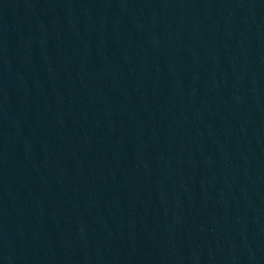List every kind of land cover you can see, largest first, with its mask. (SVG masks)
Returning a JSON list of instances; mask_svg holds the SVG:
<instances>
[{"label":"water","instance_id":"95a60500","mask_svg":"<svg viewBox=\"0 0 264 264\" xmlns=\"http://www.w3.org/2000/svg\"><path fill=\"white\" fill-rule=\"evenodd\" d=\"M0 264H264V0H0Z\"/></svg>","mask_w":264,"mask_h":264}]
</instances>
